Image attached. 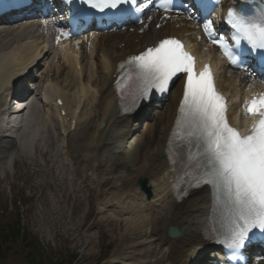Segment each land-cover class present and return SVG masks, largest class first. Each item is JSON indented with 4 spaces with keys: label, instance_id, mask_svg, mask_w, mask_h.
<instances>
[{
    "label": "snow or ice",
    "instance_id": "1",
    "mask_svg": "<svg viewBox=\"0 0 264 264\" xmlns=\"http://www.w3.org/2000/svg\"><path fill=\"white\" fill-rule=\"evenodd\" d=\"M81 2L103 12L134 4L136 0ZM156 7L167 13L173 0H159ZM225 22L233 29L231 40L235 47L216 34L212 21L205 20L203 30L230 63L241 62L237 49L242 40L247 43L250 55L258 50L264 55V8L244 14L230 7ZM126 63L125 79L134 76L138 82L133 104L148 100L155 93H166L174 79L183 75V94L172 137L182 150L187 149L184 178L190 188L202 184L212 187L213 207L223 227L217 243L229 249L231 258L240 264L238 253L250 242V233L259 230L264 235V93L245 100L244 113L254 120L249 132L242 135L228 123L226 101L215 90L210 66L205 64L197 74L194 58L184 50L181 41L160 40L154 47L131 56ZM120 68L124 69L125 64Z\"/></svg>",
    "mask_w": 264,
    "mask_h": 264
},
{
    "label": "bare ground",
    "instance_id": "2",
    "mask_svg": "<svg viewBox=\"0 0 264 264\" xmlns=\"http://www.w3.org/2000/svg\"><path fill=\"white\" fill-rule=\"evenodd\" d=\"M165 30L167 32H171V33H176L178 32L177 29L174 28V26H172L171 28H169V26H167L166 28H162V31H152L149 37H152L154 35L159 36V34H162L165 32ZM105 38V37H103ZM147 39V38H146ZM107 40V39H103ZM92 45L94 47V51L91 50L88 52V56H92L94 54H102V57L106 60L105 64L112 62L114 64V62H118L119 60L123 59L124 55L128 52V48L126 49H122L120 51H118L116 49V46H112L110 48H105V45L102 44L101 42V38L99 39H94L92 42ZM17 51H16V56L13 59V68L15 69V67L17 66L19 69V72H21L24 67L25 64L28 65V62L25 63L24 57L30 53L29 51L31 50V48H22V46H17ZM64 53V59H62L63 61H68V62H73V63H77V59H76V55L78 54L77 51H73L72 49H66L63 50ZM98 66V70L97 73H92V78L90 80L91 85H96L97 87L100 86V88L102 86H105V81L107 79V76L104 77V72L106 71H111L110 67L111 64L107 65V66H101V65H97ZM65 69H68L69 72H67L65 74V78L63 79V82H67L69 83V80L72 81V83L79 79L78 81H76V83L79 85V89L82 88V90L85 89V85H83L81 77L83 75L82 72L76 71L75 69H73L72 67H69L67 65L64 66ZM52 69H54L56 72L59 70V67H52ZM86 90V89H85ZM105 100V99H104ZM92 103H95V105L97 107L100 108V113H99V118L97 120L95 129H94V135H95V142L91 143L92 147L94 150L100 151V147L107 145L110 146V142H108L107 136L109 133V130L106 132H102V133H97L98 132V123H100L101 121H106L107 125H109V111H105L104 109H101L102 107L99 105V103L97 102L96 98H92L90 100ZM105 105H108V98L105 100ZM104 104V103H103ZM69 107L70 110V106L69 104L67 105ZM108 110H110V107L108 108ZM74 114V112H73ZM72 117L75 118L78 122L77 124V135L79 134V132L81 130H79L78 126L79 125H83L87 119V114L88 112H86L85 110H81L79 112L78 116H73ZM88 117H96L94 115H90ZM36 119V118H35ZM168 119V118H167ZM168 123L167 121H164V124L161 126V129L163 128L164 125H166ZM108 127V126H107ZM146 130V129H145ZM151 132L150 131H145L144 133H139L138 135L135 136V145H133V143L128 144H122L123 150L122 153L128 156V161L127 162H123L120 161L119 159H116L114 161V166L116 168V170L118 171H123L126 173H129L130 170H132L131 174H138V170L140 169V167L146 168L147 166V162L151 159V156L154 154H157L159 152V150H161V140L162 137L158 136L155 140H153V142L146 143L145 140L147 137L151 138ZM3 140H0V142ZM144 146L145 150L142 153V155L139 154L140 149ZM73 145L71 144V141L68 140V148L72 149ZM1 152V151H0ZM82 161L84 162V166L86 168H90L93 169L94 172L98 173L100 177H107L108 174L103 170V166H102V162L100 160H97V158L94 156V154L92 153H84L82 155ZM136 218L133 217H124V222L125 224H127V228L130 232V234H132L133 232H135L136 230H139L140 228L143 227H147L148 224L144 223L142 221V219H138V220H134ZM187 223V222H186ZM194 237H191V242L192 239Z\"/></svg>",
    "mask_w": 264,
    "mask_h": 264
},
{
    "label": "rangeland",
    "instance_id": "3",
    "mask_svg": "<svg viewBox=\"0 0 264 264\" xmlns=\"http://www.w3.org/2000/svg\"><path fill=\"white\" fill-rule=\"evenodd\" d=\"M148 139L151 140V138ZM25 209L27 208L25 207ZM28 210V214L25 215V218L24 220L22 219V221H25V224H27L31 229L30 231H33V233L36 234V238L38 239L41 246H43L45 249L44 254L46 258L65 260L70 259L71 256L74 255L77 256V258L80 256L87 257L91 262L90 264H96V259H92L90 257L99 255L100 248H102L103 251H107V249L104 248L105 243L111 244L110 251H115L114 248L116 247H128V239L122 238L120 236V232L103 235L101 240L102 242H100L97 246L94 245V240L89 239L87 234L83 236L81 235L82 240H80L78 237H75L74 228L72 226L69 227V224H67V222L63 223V221L65 220L60 221L58 217L51 221V225L53 228L48 226L44 228L43 223L44 221H46V217L48 218V215L36 216L35 212L37 211L31 206H29ZM39 214L43 215L42 213ZM71 223L76 228H78L77 226H79L80 224L77 222ZM0 224L5 225L6 222L4 223L2 221L0 222ZM39 227L43 228V232L39 229ZM37 228L39 230H37ZM123 229L124 227H122L121 232H123ZM17 243V246L19 248V241ZM14 246L17 247L15 244ZM67 253L73 255L67 256ZM14 256H12L10 253L3 261L0 262V264H24L23 259L22 257H20V255Z\"/></svg>",
    "mask_w": 264,
    "mask_h": 264
},
{
    "label": "trees",
    "instance_id": "4",
    "mask_svg": "<svg viewBox=\"0 0 264 264\" xmlns=\"http://www.w3.org/2000/svg\"><path fill=\"white\" fill-rule=\"evenodd\" d=\"M13 235V234H12Z\"/></svg>",
    "mask_w": 264,
    "mask_h": 264
}]
</instances>
